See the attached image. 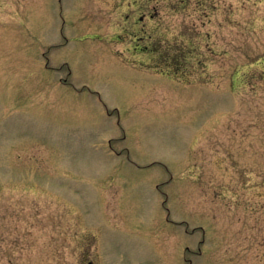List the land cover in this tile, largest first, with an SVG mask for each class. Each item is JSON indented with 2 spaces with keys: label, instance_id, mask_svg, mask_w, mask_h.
Segmentation results:
<instances>
[{
  "label": "rangeland",
  "instance_id": "1",
  "mask_svg": "<svg viewBox=\"0 0 264 264\" xmlns=\"http://www.w3.org/2000/svg\"><path fill=\"white\" fill-rule=\"evenodd\" d=\"M0 264H264V0H0Z\"/></svg>",
  "mask_w": 264,
  "mask_h": 264
}]
</instances>
